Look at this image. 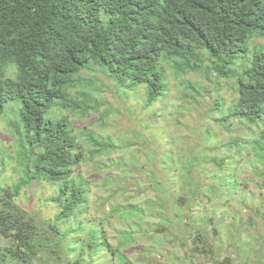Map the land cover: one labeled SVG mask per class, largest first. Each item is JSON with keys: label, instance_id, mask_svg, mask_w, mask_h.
Returning <instances> with one entry per match:
<instances>
[{"label": "trees", "instance_id": "trees-1", "mask_svg": "<svg viewBox=\"0 0 264 264\" xmlns=\"http://www.w3.org/2000/svg\"><path fill=\"white\" fill-rule=\"evenodd\" d=\"M166 66L176 76L200 73L214 84L210 96L216 99L205 116L213 115L217 135L236 128L239 134L221 142L220 149L236 145L242 159L249 151L246 158L253 160L247 162L262 165L264 180V129L253 131L264 123V0H0V118L13 117L7 128L18 143L23 170L20 183L0 180V241L6 243L0 246V264H40L47 256L53 264H73L60 252L71 234L61 224L88 203L86 184L75 179L85 153L69 115L62 112L78 119L105 109L102 123L112 113L96 98L99 89H107L106 80L115 82L125 102L144 88L145 112L166 98ZM84 73L102 81H87ZM185 85L197 95L210 93ZM223 92L231 105L225 106ZM84 133L100 148L91 152L94 156L115 148L107 137ZM43 182L59 187L57 197L49 200L60 207L53 221L17 202L23 189ZM181 183L190 186L183 178ZM189 238L200 242L193 234ZM99 239L93 230L85 245L90 253L98 252ZM201 250L206 248L193 249L204 255ZM83 255L81 248L74 264H83ZM208 255L215 258L212 250ZM234 261L231 256L212 264Z\"/></svg>", "mask_w": 264, "mask_h": 264}, {"label": "rangeland", "instance_id": "rangeland-1", "mask_svg": "<svg viewBox=\"0 0 264 264\" xmlns=\"http://www.w3.org/2000/svg\"><path fill=\"white\" fill-rule=\"evenodd\" d=\"M166 75L170 84L166 98L145 112V89L131 93L125 102L113 80H106L107 89H99L96 96L112 110L102 123L99 118L105 109L78 119L62 112L69 115L84 147V160L75 169V179L86 184L88 203L85 211L78 209L67 225L61 224V229L71 234L60 252L73 264L81 248L83 264H212L229 254L236 264H259L257 260L251 263L253 254L264 264V220L257 219L264 216V180L259 173L262 165L247 162L253 160L252 156L246 158L249 151L242 153L246 160L239 158L236 145L220 149L221 142L227 143L239 134L236 128L217 135L219 128L213 115L212 119L205 116V109L216 99L210 96L214 88L211 81L200 73L176 76L167 66ZM82 77L102 81L101 76L91 73ZM185 83L210 93L189 92ZM185 95L190 97L187 101L183 100ZM222 97L225 106L231 105L226 92ZM11 119L0 118V150L4 151H0V180L15 185L22 181L23 170L18 162V143L7 128ZM263 129L264 123L253 131ZM86 130L107 137L115 148L92 155L100 148L84 137ZM182 178L190 186L182 185ZM190 192L197 196L190 198ZM58 193V185L35 183L23 189L17 202L36 217L53 221L60 207L49 200ZM178 198L184 200L169 205ZM211 216L213 221L209 223ZM241 217H250L252 229L246 228ZM203 218L206 222L199 224ZM215 229L217 234L213 235ZM93 230L100 238L95 254L85 247ZM236 232L241 233L240 249L233 251ZM189 233L199 237V246H213L215 258L194 253L196 244ZM211 234V238L202 239ZM5 244L0 241V246ZM242 250L241 255L236 252ZM44 258L47 262L40 264H53L48 256Z\"/></svg>", "mask_w": 264, "mask_h": 264}, {"label": "clouds", "instance_id": "clouds-1", "mask_svg": "<svg viewBox=\"0 0 264 264\" xmlns=\"http://www.w3.org/2000/svg\"><path fill=\"white\" fill-rule=\"evenodd\" d=\"M9 75L11 76V72L9 73ZM190 196V198H193V196H197V194L195 195V194H190L189 195ZM195 214H197L198 215V213H195ZM244 223H245V225H246V228L247 229H252V225H251V221H250V217H247V218H245V217H241L240 218ZM257 219H260V220H264V216H261V218H257ZM213 221V217L211 216V218H210V222L209 223H211ZM204 222H206V218H203V219H200L199 221H198V223L199 224H204ZM206 233V235L208 234V233H210V231H208V232H205ZM194 235V234H193ZM211 236H213L212 234L210 235V236H204L202 239L203 240H205V239H208V238H211ZM240 236H241V233L240 232H236V236H235V242L233 243V251L234 250H238V249H240ZM194 237H196V239L198 238L199 239V237L197 236V235H194ZM200 241V240H199ZM200 245V242H197L196 243V246L195 247H198V248H200V249H204V248H206V250H201V251H205L204 252V255H208V251L209 250H212L213 252H214V248H213V246H199ZM194 247V248H195ZM193 248V249H194ZM216 251V250H215ZM232 251V250H231ZM242 252H243V250H242ZM202 255V254H201ZM235 255V254H234ZM239 255H241V254H239ZM231 256H232V258H234L233 257V255H231V254H229L228 256H226L227 258H231ZM225 257V258H226ZM225 258H224V260L223 261H225ZM255 260H257V262L258 263H261V261L259 260V258H258V256H257V254H253V256H252V258H251V263L253 262V261H255ZM223 261H221V262H223ZM232 264H236L235 263V261L232 263Z\"/></svg>", "mask_w": 264, "mask_h": 264}]
</instances>
